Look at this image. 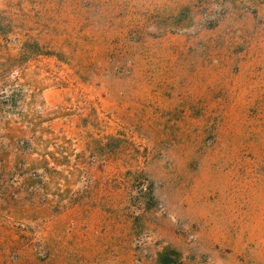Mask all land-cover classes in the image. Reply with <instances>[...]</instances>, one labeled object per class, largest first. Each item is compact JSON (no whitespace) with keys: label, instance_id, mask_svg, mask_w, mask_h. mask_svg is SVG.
<instances>
[{"label":"rangeland","instance_id":"obj_1","mask_svg":"<svg viewBox=\"0 0 264 264\" xmlns=\"http://www.w3.org/2000/svg\"><path fill=\"white\" fill-rule=\"evenodd\" d=\"M264 264V0H0V264Z\"/></svg>","mask_w":264,"mask_h":264},{"label":"trees","instance_id":"obj_2","mask_svg":"<svg viewBox=\"0 0 264 264\" xmlns=\"http://www.w3.org/2000/svg\"><path fill=\"white\" fill-rule=\"evenodd\" d=\"M159 261L161 264H178L172 253L161 252L159 254Z\"/></svg>","mask_w":264,"mask_h":264}]
</instances>
